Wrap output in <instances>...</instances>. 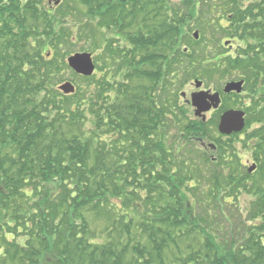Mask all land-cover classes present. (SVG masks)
<instances>
[{"label":"trees","instance_id":"trees-1","mask_svg":"<svg viewBox=\"0 0 264 264\" xmlns=\"http://www.w3.org/2000/svg\"><path fill=\"white\" fill-rule=\"evenodd\" d=\"M55 9L0 8V264H264V0ZM80 51L105 57L90 78L67 66ZM215 70L244 79L248 105L244 131L215 139L212 162L197 145L217 120H192L178 104L189 81L208 86ZM65 72L88 85L64 96ZM234 212L238 240L222 226Z\"/></svg>","mask_w":264,"mask_h":264},{"label":"rangeland","instance_id":"rangeland-1","mask_svg":"<svg viewBox=\"0 0 264 264\" xmlns=\"http://www.w3.org/2000/svg\"><path fill=\"white\" fill-rule=\"evenodd\" d=\"M60 1L63 2V0H47V5L49 7V10H52L54 14H56V9L54 8V5H57L58 3H60ZM66 1L69 2V0H66ZM174 1H176V0H174ZM65 5L71 6L70 3H65ZM71 15H72L71 18L73 20L74 11L71 13ZM221 23H222V25H225L224 21H222ZM195 26H196V24L194 22L192 24V28H194ZM188 35H189V37H191L193 35V32L188 33ZM227 41L228 42H225V43L223 41L222 44H224V47L228 48V50L231 53H234L236 51L237 47L239 46L238 45V41L236 39H234L233 44L229 43V40H227ZM87 42H90L88 37H87ZM82 43L83 42H81L80 44H82ZM77 48L80 49V47H77ZM89 48H92V47L89 46ZM77 53H79V52H77ZM87 53L90 54V52H87ZM213 55H215V57L218 55L215 50L212 52V54L210 52H208L206 54L207 57L213 56ZM92 57L94 59H95V57H97L98 64L104 65L105 57L103 55H101L100 51H95L92 54ZM219 59L220 58H218V57L216 58V60H215V58H212V62H214V60H215V64L212 63L213 65H212V67H210V69H212V70L215 69V65H217ZM64 76L68 80L66 82H69V83H71L74 86V88H75L74 93L76 91V85L77 86L79 85V87L81 89H85V86L88 85L87 83L84 84L80 80H76V79L72 78L70 76V72H65ZM99 77H100V73H97L96 74V78H97L96 81L99 80ZM71 79L73 80L72 81L73 83L71 82ZM197 80L200 83H202V86H201L202 88L201 89L200 88L196 89L194 84H193L194 80H192V81H189L187 83V85L183 89L180 90L179 97H180V94H182V93L186 94V96L182 97V98L180 97L181 100H179L180 102L178 104V111H179V109H183L184 110L185 109L184 106H186V108L188 107V111H187V114H186L187 117L191 118L192 120H197L195 118V115H194V109L192 108V106L188 102L190 101V96H191L192 93H195V92L201 90V91H205V92L206 91H210L211 94L212 93L221 94L222 97H223V109L224 110H226V111L227 110H234V111H239V112H244L245 113L243 105H248V100H247L246 97L243 98L241 96H237L239 94H237L235 92L230 93L228 95L223 93V89H224V87L227 84L242 82V80H244L242 77L238 76V78H235L234 80L230 81L228 76H224V77L221 78L218 75V73L216 72V70H215V73L212 74V77L208 79V82H209L208 86H205L201 80H199V79H197ZM66 82H64V83H66ZM242 83L244 84V82H242ZM244 86H245V84H244ZM242 90H244V89H242ZM59 92L61 94H63L64 96L73 95L71 93L65 94V93H63L61 91H59ZM178 111H177V113H178ZM215 120H217V118L215 119V111H211L209 114L206 115V121L207 122L208 121H213L214 125H215ZM215 128H216L215 126H213V128H211V132H210L211 133L210 134L211 135L210 136L211 139L210 140H208V139L201 140L202 141L201 143L204 144L207 147V149L205 151L201 148L202 144H200L198 142L199 145H197L198 149L202 150L205 154H207L208 159H212L213 157H216V158L218 157V153L210 152V149H209V146L211 144L215 145V139L216 140H221L222 142H225V140H226V138H224L223 136L218 134L217 128L216 129ZM170 134H172V135L175 134L174 129H172V132ZM228 138H230V137H228ZM238 155H239V158H240V164L243 167L244 171H247L248 169H251L253 167L252 166L253 165V161L250 159V157L245 152H243V151H242V153L239 152ZM247 199H248V196L244 195V196H242L240 202L238 203V206L240 207L241 210H244V212L246 211V209L248 207V201L249 200H247ZM233 214H235V216L233 218H231L229 216L230 213H227V215H226L227 218L226 219H227L228 224L227 225H222L221 224V225L224 228H226L225 231H228L229 233H231L230 236H232L234 239L238 240L240 235H241V233H243L244 228L240 224L242 219H239V217H237L236 212H234Z\"/></svg>","mask_w":264,"mask_h":264},{"label":"water","instance_id":"water-1","mask_svg":"<svg viewBox=\"0 0 264 264\" xmlns=\"http://www.w3.org/2000/svg\"><path fill=\"white\" fill-rule=\"evenodd\" d=\"M194 38L198 39V34H194ZM69 68L77 75L83 77H90L93 74L94 66L92 63L91 55L89 54H76L67 59ZM242 82L227 84L224 89V94L237 93L240 94L242 91ZM196 89L201 88L202 83L199 81L194 82ZM59 90L65 94L74 93V87L70 83H65L59 87ZM185 97L184 94L181 95ZM194 109V115L205 122V114L209 111L217 110L221 104L220 95L218 93L211 94L210 91L207 92H196L191 94L190 101L188 102ZM244 112L228 110L224 112L218 123V132L223 136H230L232 134H237L243 131L245 126ZM210 148H213L210 146ZM255 169L253 166L249 169V173H252Z\"/></svg>","mask_w":264,"mask_h":264},{"label":"flooded vegetation","instance_id":"flooded-vegetation-1","mask_svg":"<svg viewBox=\"0 0 264 264\" xmlns=\"http://www.w3.org/2000/svg\"><path fill=\"white\" fill-rule=\"evenodd\" d=\"M23 3L24 0H0V8L7 7V5H15L17 2Z\"/></svg>","mask_w":264,"mask_h":264}]
</instances>
